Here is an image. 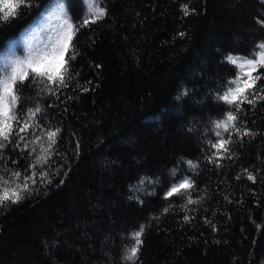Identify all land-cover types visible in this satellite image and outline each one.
I'll return each instance as SVG.
<instances>
[{
    "label": "trees",
    "instance_id": "trees-1",
    "mask_svg": "<svg viewBox=\"0 0 264 264\" xmlns=\"http://www.w3.org/2000/svg\"><path fill=\"white\" fill-rule=\"evenodd\" d=\"M96 7L106 15L91 22ZM86 15L67 86H20L21 118L41 109L27 140L60 131L36 169L48 181L0 206V264H132L123 257L141 227L135 264H264V101L238 114L250 135L232 133L231 159L217 167L208 144L238 72L226 58L264 42V0H31L0 20V71ZM14 143L0 150V175L23 173L48 147ZM185 178L197 203L165 199Z\"/></svg>",
    "mask_w": 264,
    "mask_h": 264
},
{
    "label": "snow or ice",
    "instance_id": "snow-or-ice-1",
    "mask_svg": "<svg viewBox=\"0 0 264 264\" xmlns=\"http://www.w3.org/2000/svg\"><path fill=\"white\" fill-rule=\"evenodd\" d=\"M96 2L98 3L99 0ZM30 6L31 0H0V20L7 21L16 15L19 8ZM184 7L185 15H187V6ZM105 15L106 12L103 7H96L95 19L91 22H96ZM89 22L88 15L83 18L79 25L73 23L71 17L68 16L64 20L61 32L54 41L45 44L38 51L31 52L23 59H7L4 62L3 69L0 71V150L13 144L15 140L14 147L16 149L22 152L27 151L30 143L35 144L43 138L47 139L48 147L41 149V153L34 157L33 163L29 164L23 173L6 170L9 171V175H0V206H6L7 203H18L23 199L25 192L32 191L34 185L48 181V171H36V169L38 167L44 169V166L49 164L52 156L51 148L60 131L58 128L47 130L43 136L36 135L31 141L27 140V133L36 127L31 121L41 109L39 107L30 108L24 114V118H21L17 111L20 101V86L29 82L66 87L70 78V62L76 58L74 51L76 34L80 27L87 26ZM257 23L264 27V21L257 19ZM226 59L237 67L238 72L235 78L227 82L228 86L225 92L217 97L218 100L230 107L223 119L214 122V127L218 130L215 132L216 140L208 141L210 149H215L209 160L216 163L217 167L220 166L218 163L220 159H231L230 145L233 143V132L241 139L250 135L247 129L241 130L236 123L239 119L238 114L243 111L244 105L254 106L258 101H264V84H261V81H264V42L257 45V49L251 58L230 55ZM51 90L49 89V91ZM82 90L87 91L88 89ZM223 133H229L228 137H225ZM34 152L36 149L32 148L29 155ZM225 153L228 155H223ZM187 163L192 168L197 167L192 161ZM247 179L255 182V176L251 173H248ZM193 188L194 182L191 178H185L169 188L165 193V199L174 195L186 194L188 196L187 204H195L197 201L191 199L190 193ZM164 211L167 212L168 209L166 208ZM184 219L187 221L189 217L186 216ZM142 233L143 227L133 233L135 243L123 257L132 264H135V260L138 259Z\"/></svg>",
    "mask_w": 264,
    "mask_h": 264
}]
</instances>
